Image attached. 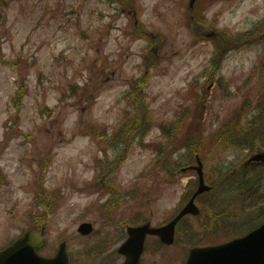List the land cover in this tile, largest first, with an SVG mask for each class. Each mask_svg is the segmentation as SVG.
<instances>
[{"label":"rangeland","instance_id":"374dc122","mask_svg":"<svg viewBox=\"0 0 264 264\" xmlns=\"http://www.w3.org/2000/svg\"><path fill=\"white\" fill-rule=\"evenodd\" d=\"M124 3L0 0V170L5 177L0 183V245L45 216V252L67 241L72 264H101L88 254V244L104 237L102 254L111 256L125 238V224L151 219L160 225L186 202L198 179L196 172L180 167L194 162L197 146L205 159L207 181L220 184L198 199L201 218L181 221L176 243L162 246L150 238L143 264H184L193 246L225 242L264 221V185L238 173L224 179L250 151L264 147V135L254 134L264 125L263 105L257 99L264 93V38L247 35L259 26L264 30V0L205 2L207 21L200 36L211 31L217 35L226 27L231 40L218 42L222 46L248 38L221 61L218 43L192 36L189 0L132 1L139 21L163 38L157 52L151 38L134 31L135 17ZM151 53L154 65L149 68ZM245 59L250 65L246 71ZM143 70L150 75L129 94L130 81ZM23 78L29 84L26 96L14 102L12 95ZM105 104L110 105L105 117H114L111 124L91 115ZM144 109L154 126L148 144L135 145L115 168L118 143L140 124ZM237 111L244 115L238 125ZM201 115L197 134L195 122ZM254 115L256 124L250 127L247 120L254 121ZM177 121L181 128L167 136L164 127ZM225 123L227 127L216 134ZM104 128L106 135L101 134ZM77 136L89 137L90 144L82 148ZM215 136L218 143L212 142ZM194 138L198 145H189ZM39 160L46 167L42 180ZM157 160L164 164L156 165ZM102 182L116 184L125 199L102 208L110 197L99 191ZM39 186L45 189L50 210L49 190L58 192L52 212L34 204ZM83 220L93 222V234L78 232ZM120 260L121 256L113 264Z\"/></svg>","mask_w":264,"mask_h":264},{"label":"water","instance_id":"95a60500","mask_svg":"<svg viewBox=\"0 0 264 264\" xmlns=\"http://www.w3.org/2000/svg\"><path fill=\"white\" fill-rule=\"evenodd\" d=\"M202 183L204 184L203 178ZM204 188L209 189L208 186H204ZM199 192H202L201 188L197 193ZM189 211L200 212L193 199L181 210L178 216L165 226L156 228L150 222L138 225V227L129 226L128 237L119 248L126 258L123 264H139L140 255L145 248V239L149 233L161 236L162 240L167 243L173 242L177 222ZM80 230L84 233L91 231V224L83 223ZM42 242V233L30 230L14 243V246L31 245L38 247ZM61 248V253L55 257L56 264L68 262L64 244ZM188 264H264V224L247 236L237 238L225 245L194 249Z\"/></svg>","mask_w":264,"mask_h":264},{"label":"clouds","instance_id":"9594fccd","mask_svg":"<svg viewBox=\"0 0 264 264\" xmlns=\"http://www.w3.org/2000/svg\"><path fill=\"white\" fill-rule=\"evenodd\" d=\"M207 14H208L209 16H211V15H212V12L209 11ZM236 19L239 20L240 17L237 16ZM249 66H250V65H249L248 60L245 59V60L243 61V70L246 71V70L248 69ZM238 70H240V69H238ZM109 107H110V105L105 104L103 107H96V108H94L93 111H92V114H91V115H92V118H93V119H96V120L104 121V122H107V123L111 124V123L113 122V120H114V117L106 118L105 115H104V113L106 112V110H107ZM77 118H78V117H77V114L74 112V113L72 114V116H71V119H72L73 121H75ZM70 135H71V133H70ZM76 139H77L78 141H81V147H82V148H83L85 145L90 144V138L87 137V136H84L83 138H81L80 136H77ZM101 155H102V153H101ZM85 176H86V178L89 179V180L92 178V176H91L90 173H85ZM74 199H75V198H73V200H74ZM71 202H72V201H70V203H71Z\"/></svg>","mask_w":264,"mask_h":264},{"label":"flooded vegetation","instance_id":"af4514ba","mask_svg":"<svg viewBox=\"0 0 264 264\" xmlns=\"http://www.w3.org/2000/svg\"><path fill=\"white\" fill-rule=\"evenodd\" d=\"M248 162H255V161H253V160H246L245 162H243L244 163V165H245V163H248ZM260 165H264V164H259V163H256L255 162V164H249L248 166L250 167H252V168H256L257 166H260ZM238 168V167H237ZM194 169V168H193ZM194 171V170H193Z\"/></svg>","mask_w":264,"mask_h":264},{"label":"trees","instance_id":"16d2710c","mask_svg":"<svg viewBox=\"0 0 264 264\" xmlns=\"http://www.w3.org/2000/svg\"><path fill=\"white\" fill-rule=\"evenodd\" d=\"M40 192H39V196H40ZM50 196V207L51 208H53V205H54V203H55V197L54 196H52V195H49Z\"/></svg>","mask_w":264,"mask_h":264}]
</instances>
